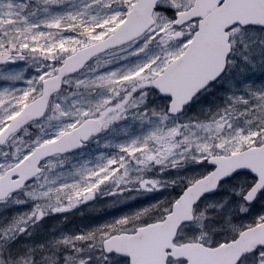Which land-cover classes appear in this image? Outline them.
<instances>
[{
    "label": "snow or ice",
    "instance_id": "1",
    "mask_svg": "<svg viewBox=\"0 0 264 264\" xmlns=\"http://www.w3.org/2000/svg\"><path fill=\"white\" fill-rule=\"evenodd\" d=\"M0 264H264V0H0Z\"/></svg>",
    "mask_w": 264,
    "mask_h": 264
}]
</instances>
